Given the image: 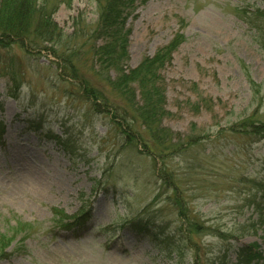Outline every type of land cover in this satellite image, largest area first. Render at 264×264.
<instances>
[{
	"label": "rangeland",
	"instance_id": "obj_1",
	"mask_svg": "<svg viewBox=\"0 0 264 264\" xmlns=\"http://www.w3.org/2000/svg\"><path fill=\"white\" fill-rule=\"evenodd\" d=\"M47 1L58 8L54 20L66 38L98 24L97 0ZM257 10H264V0H147L129 16V69L175 36L186 38L160 73L171 114L163 127L173 132L174 146L191 138L196 145L164 161L138 122L130 119L121 130L112 109L86 101L56 53L0 47V123L6 126L0 141V235L21 248L0 264H190L191 253L181 258L186 248L176 229L182 210L233 236L232 264L246 245L258 244L264 255V231L254 225L249 203L262 197L254 186L264 182V140L228 130L247 117L264 121V49L243 19ZM78 70L92 75L88 64L79 63ZM249 77L262 86L259 99ZM115 106L120 111L114 112L126 109L120 101ZM147 208L167 243L155 244L130 229ZM54 210L88 217L64 230ZM195 241L204 248L222 246L208 234ZM176 247L182 251L171 259L160 255Z\"/></svg>",
	"mask_w": 264,
	"mask_h": 264
},
{
	"label": "trees",
	"instance_id": "obj_2",
	"mask_svg": "<svg viewBox=\"0 0 264 264\" xmlns=\"http://www.w3.org/2000/svg\"><path fill=\"white\" fill-rule=\"evenodd\" d=\"M139 2L145 3L147 0H97L99 12L97 26L84 31L81 37L67 35L66 38L54 20L58 8L49 6L47 0H1L0 47L9 48L20 44L28 54H40L41 51L56 53L67 67V76L78 82L83 98L91 102L95 109H98L100 105L109 111L112 109L110 111L112 118L115 122L118 121L121 130L130 119L138 122L159 151L156 153L158 159L164 161L169 154L185 151L187 147L196 145L195 139L191 138L187 142L174 146L173 132L163 127L164 120L171 114L166 110V90L160 73L172 63L174 53L186 38L181 34L175 36L153 57H146L138 67L129 69L127 63L131 31L127 29V21ZM245 13L243 16L245 23L255 31L264 49V10H257L255 13L246 15ZM79 63L85 66L88 64L92 75H81L78 70ZM100 80L104 81L105 85L95 84ZM249 86L253 92V98L259 99L262 86L251 77H249ZM104 87H108L115 93L118 100L109 98ZM117 101L122 102L126 107L121 109L122 113L113 110L114 107L118 109L115 106ZM194 108L200 111L201 104H196ZM5 129V124L0 123V141ZM228 130L233 135H243L250 140H264V121L254 116L231 125ZM148 149L151 148L148 147ZM153 153V151L150 152L151 155H154ZM168 175L165 172V176ZM165 176L163 175L164 180H168ZM254 188L262 194L261 201L255 198L249 201L255 207L254 225H258L264 231V208L261 206L264 201V182L256 183ZM54 211L55 216L65 221L60 225L64 230L81 223L88 217L87 213H82L80 217L68 218L64 212ZM180 216L181 226L176 229L182 234V242L186 248V253L181 254L182 259L187 253H191L190 264H232L228 248L230 245L228 241L233 237L232 235L225 234L217 228L207 227L200 219H191L184 210L180 212ZM67 218L70 219L68 223ZM154 222L147 208L129 225L130 229L155 244L167 243L161 242L164 236L162 225L157 227ZM245 230L243 228L241 231ZM204 234L219 240L222 246L219 249L202 247L195 238ZM13 240L15 239L10 236L0 235V262L8 261L15 255L21 254L20 247L11 245ZM179 247L171 249L170 252L166 251V254L162 252L160 255L171 259L173 253L182 251ZM262 261H264V255L261 247L255 243L241 247L236 253L235 264H260ZM175 264H182V262L177 261Z\"/></svg>",
	"mask_w": 264,
	"mask_h": 264
}]
</instances>
